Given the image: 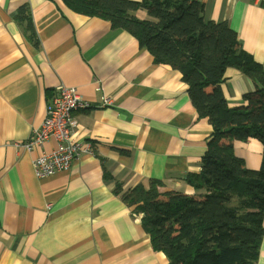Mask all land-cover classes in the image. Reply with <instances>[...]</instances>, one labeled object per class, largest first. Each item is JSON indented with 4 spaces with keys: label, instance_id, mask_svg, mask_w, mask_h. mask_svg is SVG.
Segmentation results:
<instances>
[{
    "label": "crops",
    "instance_id": "1",
    "mask_svg": "<svg viewBox=\"0 0 264 264\" xmlns=\"http://www.w3.org/2000/svg\"><path fill=\"white\" fill-rule=\"evenodd\" d=\"M199 1L206 18L226 21L264 69V2ZM25 4L38 49L15 18ZM137 15L148 18L145 10ZM225 77L228 104L246 105L243 96L257 83L234 67ZM61 85L93 104L73 112L74 137L93 151L70 170L39 178L33 160L57 142L23 145ZM212 130L181 72L155 63L130 32L62 0H0V264H168L152 246L143 213L124 203L115 183L128 190L157 179L162 192L203 194L186 178L200 172ZM234 151L249 169L260 168L257 138L235 141ZM105 168L113 181L104 179ZM256 264H264V235Z\"/></svg>",
    "mask_w": 264,
    "mask_h": 264
},
{
    "label": "trees",
    "instance_id": "2",
    "mask_svg": "<svg viewBox=\"0 0 264 264\" xmlns=\"http://www.w3.org/2000/svg\"><path fill=\"white\" fill-rule=\"evenodd\" d=\"M72 11L99 17L114 29L130 32L157 64L181 72L200 118H208L212 133L199 173L187 181L203 194L160 191L150 180L114 191L134 210L152 246L168 264H256L264 235V69L245 50L226 21L209 20L199 0H62ZM145 10L148 18H140ZM16 20L34 48L40 47L29 5ZM234 67L257 83L244 94L246 105L230 106L222 89L226 71ZM257 138L263 145L259 169H249L234 151L235 141ZM104 179L113 181L105 168Z\"/></svg>",
    "mask_w": 264,
    "mask_h": 264
},
{
    "label": "built area",
    "instance_id": "3",
    "mask_svg": "<svg viewBox=\"0 0 264 264\" xmlns=\"http://www.w3.org/2000/svg\"><path fill=\"white\" fill-rule=\"evenodd\" d=\"M92 106L91 102L80 95L76 87L61 85L57 88V93L48 105L44 121L32 130L23 145L26 149L33 150L42 147L48 139L57 142L55 150L50 153L43 152L33 160L37 177L45 178L68 171L76 159L84 153L93 151L90 143L77 140L73 132L75 125L73 112Z\"/></svg>",
    "mask_w": 264,
    "mask_h": 264
}]
</instances>
